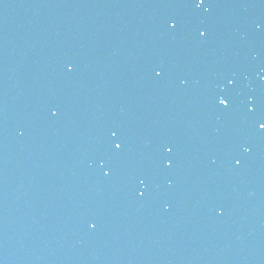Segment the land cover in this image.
Listing matches in <instances>:
<instances>
[{
	"label": "water",
	"instance_id": "obj_1",
	"mask_svg": "<svg viewBox=\"0 0 264 264\" xmlns=\"http://www.w3.org/2000/svg\"><path fill=\"white\" fill-rule=\"evenodd\" d=\"M262 76L264 0H0V264H264Z\"/></svg>",
	"mask_w": 264,
	"mask_h": 264
},
{
	"label": "snow or ice",
	"instance_id": "obj_2",
	"mask_svg": "<svg viewBox=\"0 0 264 264\" xmlns=\"http://www.w3.org/2000/svg\"><path fill=\"white\" fill-rule=\"evenodd\" d=\"M189 3H194L196 7H203L204 4H205V0H189ZM167 23H168V27L170 29H173V28H175L177 26L174 21H168ZM197 31H198V35H200L201 37H203V36H205L207 34L206 31H204V30H199L198 29ZM69 70H71V66L69 67ZM157 74H159V73H157ZM261 79L264 80V76H262ZM229 83H232V81L230 80ZM218 102H219V104L221 106H223L225 108H227L229 106V103H230L228 98H221V99H219ZM247 111H249V112L255 111V104L252 103L251 101H249V103L247 105ZM257 126H258V128L260 130L264 131V121H258L257 122ZM111 135L113 137H115L117 135V133L116 132H112ZM113 146H114L115 149L119 150V149H121L123 147V144L120 143V142H115ZM247 150L248 149H245V151H247ZM165 152L170 154L172 152V148L170 146H165ZM171 165H172V161L171 160L165 161V167H171ZM102 174L105 175V176L110 175L111 174V170L110 169H104L102 171ZM140 194L143 195V193H140ZM89 227L90 228H94L95 224L90 223Z\"/></svg>",
	"mask_w": 264,
	"mask_h": 264
}]
</instances>
